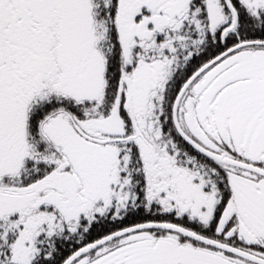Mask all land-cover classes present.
Listing matches in <instances>:
<instances>
[{
  "label": "snow or ice",
  "instance_id": "6c2138e0",
  "mask_svg": "<svg viewBox=\"0 0 264 264\" xmlns=\"http://www.w3.org/2000/svg\"><path fill=\"white\" fill-rule=\"evenodd\" d=\"M0 264H264V0H0Z\"/></svg>",
  "mask_w": 264,
  "mask_h": 264
}]
</instances>
